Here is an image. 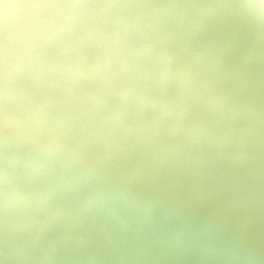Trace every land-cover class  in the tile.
Wrapping results in <instances>:
<instances>
[{
  "label": "bare ground",
  "instance_id": "1",
  "mask_svg": "<svg viewBox=\"0 0 264 264\" xmlns=\"http://www.w3.org/2000/svg\"><path fill=\"white\" fill-rule=\"evenodd\" d=\"M238 2L0 0V264H264Z\"/></svg>",
  "mask_w": 264,
  "mask_h": 264
},
{
  "label": "clouds",
  "instance_id": "2",
  "mask_svg": "<svg viewBox=\"0 0 264 264\" xmlns=\"http://www.w3.org/2000/svg\"><path fill=\"white\" fill-rule=\"evenodd\" d=\"M237 7L250 20L264 24V0H239Z\"/></svg>",
  "mask_w": 264,
  "mask_h": 264
}]
</instances>
